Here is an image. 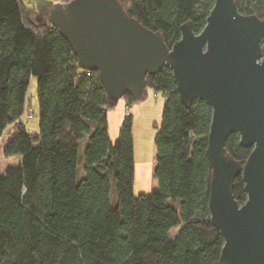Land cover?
I'll list each match as a JSON object with an SVG mask.
<instances>
[{"label": "trees", "instance_id": "obj_1", "mask_svg": "<svg viewBox=\"0 0 264 264\" xmlns=\"http://www.w3.org/2000/svg\"><path fill=\"white\" fill-rule=\"evenodd\" d=\"M232 1L239 14L264 21V0ZM214 3L120 1L127 17L161 35L168 49L182 25L199 34ZM31 77L37 80L35 134L20 121ZM145 89L164 98L154 138L157 186L135 197L131 115L111 142L107 114L117 103L109 101L98 72L82 70L67 40L31 19L22 0H0V138L13 126L3 154L21 158L0 173V264H218L223 240L208 210L212 111L199 100L186 109L168 67L147 75ZM121 99L127 106L139 100L128 92ZM224 150L241 168L251 153L236 134ZM232 196L240 206L246 202L241 173Z\"/></svg>", "mask_w": 264, "mask_h": 264}, {"label": "water", "instance_id": "obj_2", "mask_svg": "<svg viewBox=\"0 0 264 264\" xmlns=\"http://www.w3.org/2000/svg\"><path fill=\"white\" fill-rule=\"evenodd\" d=\"M48 23L64 37L85 71H96L110 102L125 93L141 99L145 78L168 67L180 102L212 111L206 157L212 168L208 210L223 240L218 264H264V21L215 0L195 35L182 25L168 49L161 35L123 12L117 0H75L49 8ZM251 149L241 168L225 150L229 135ZM241 173L246 202L232 196Z\"/></svg>", "mask_w": 264, "mask_h": 264}, {"label": "rangeland", "instance_id": "obj_3", "mask_svg": "<svg viewBox=\"0 0 264 264\" xmlns=\"http://www.w3.org/2000/svg\"><path fill=\"white\" fill-rule=\"evenodd\" d=\"M121 1V0H117ZM33 2V1H32ZM49 7L58 3V0L49 1ZM29 5V3H28ZM34 5V6H32ZM29 16L35 22H47V17H42L38 12L40 9L38 4L30 3ZM37 80L31 77L25 94L26 109L20 118V121L25 125L28 133L35 134L38 132V106L36 95ZM155 96V97H154ZM123 102V103H122ZM164 98L159 93H154L151 90L146 91L143 97L132 106H127L120 99L118 107L111 111V116L114 119H108V131L111 142H115L119 137L120 127L125 120V112H128L132 117V143H133V160L135 167L134 183L131 188L133 196L149 195L156 190V182L153 179V170L155 166L156 149L154 138L161 123V115L163 110ZM138 106L139 112L135 110ZM133 108V109H132ZM132 110V111H131ZM14 137L13 126H8L2 137L0 138V173L3 174L9 166H16L20 163V157L6 158L3 154L4 146ZM84 149V141L79 144V169L77 178L82 176V154Z\"/></svg>", "mask_w": 264, "mask_h": 264}, {"label": "crops", "instance_id": "obj_4", "mask_svg": "<svg viewBox=\"0 0 264 264\" xmlns=\"http://www.w3.org/2000/svg\"><path fill=\"white\" fill-rule=\"evenodd\" d=\"M23 1V3L25 4V7L27 8V11H30V9H34L35 10V8L34 7H30V3H37L38 4V6H39V10H38V12H40L41 14H42V17H47V15H48V7H49V5H48V3H50L49 1H52V3H54V0H22ZM33 1V2H32ZM28 3H29V5H28ZM58 3H61L60 2V0H58ZM32 6H34V5H32ZM148 91V90H147ZM123 100V99H122ZM124 101V100H123ZM125 102V101H124ZM123 103V102H122ZM134 105V104H133ZM118 107V102H117V104H116V106L111 110V111H114L116 108ZM133 109V108H132ZM135 110L137 111V113L139 112V109H138V106H136V108H135ZM111 111H109L108 112V114H107V125H108V119L110 118V112ZM132 111V110H131ZM125 115H126V112H125ZM110 119H114V116H111V118ZM108 134H109V131H108ZM134 177H135V167H134ZM134 183V182H133Z\"/></svg>", "mask_w": 264, "mask_h": 264}, {"label": "built area", "instance_id": "obj_5", "mask_svg": "<svg viewBox=\"0 0 264 264\" xmlns=\"http://www.w3.org/2000/svg\"><path fill=\"white\" fill-rule=\"evenodd\" d=\"M155 97V96H154ZM126 115H127V112H126Z\"/></svg>", "mask_w": 264, "mask_h": 264}]
</instances>
